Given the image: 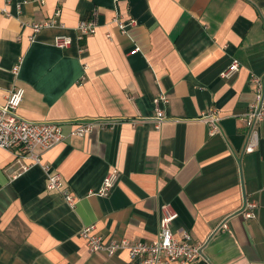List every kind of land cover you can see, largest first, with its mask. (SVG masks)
<instances>
[{"label":"crops","instance_id":"0c3cea01","mask_svg":"<svg viewBox=\"0 0 264 264\" xmlns=\"http://www.w3.org/2000/svg\"><path fill=\"white\" fill-rule=\"evenodd\" d=\"M114 17L137 24L124 33ZM82 20L96 33L53 45ZM233 59L241 69L225 79ZM252 73H264V0H0V102L17 85L25 119L111 121L83 137L65 125L66 139L28 169L0 148V264H142L126 250L94 253L79 233L94 224L106 239L153 240L168 212L177 237L208 240L192 264H264V124L245 152L241 117ZM160 93L169 119L157 129L148 118ZM212 107L223 116L213 135L199 120ZM43 164L61 173L74 206L46 188ZM113 171L109 195L96 194ZM248 199L258 204L251 218Z\"/></svg>","mask_w":264,"mask_h":264},{"label":"built area","instance_id":"2783aa9c","mask_svg":"<svg viewBox=\"0 0 264 264\" xmlns=\"http://www.w3.org/2000/svg\"><path fill=\"white\" fill-rule=\"evenodd\" d=\"M5 12L8 13L6 10ZM59 14L60 11L58 10L55 16H59ZM113 20L124 33L129 31V27L137 24V20L134 18L125 20L114 17ZM56 21V17H53L50 20L34 22L31 26L33 31L37 33L43 28L55 25ZM76 29L77 34L75 37L67 34L56 35L53 45L61 49L68 48L75 41H81L87 36L95 34L97 24L82 20ZM136 50H139V48H136ZM19 69L20 65L14 66V73L17 74ZM240 69V61L233 59L221 72V76L225 79L233 78ZM250 82L254 87V99L241 115L249 134L247 145L244 148L245 152H254L258 148L260 142L259 127L264 124V73H252ZM24 95V87L16 85L10 90L5 102H0V148L11 151L18 160H29V163H23V169H28L34 164H42V154L66 139L65 125H69L71 128L69 135L83 137L90 134L97 124L105 128L111 122L103 120L68 122L28 120L18 112L24 100ZM169 101L165 93H160L154 99L156 112L153 117L148 119L154 122L157 129L169 119L164 110V105ZM222 118L221 111L212 107L203 112L199 120L208 126L209 134L213 135L221 130ZM43 169L47 174L46 188L60 192L66 202L74 206L77 198L67 188L61 173L53 170L50 164H43ZM118 177V172L108 173L96 194L109 195ZM257 205V202L253 199L246 200L242 210L244 216L247 218L254 217ZM177 217V212H168L164 215L160 222L157 237L153 240H132L127 237L106 239L97 232L94 224L85 226L79 235L86 240L89 249L94 253L103 252L107 256H111L120 250H126L131 260H137L142 264H192L201 259H206L204 250L208 240H194L186 230L180 237H177L172 229V222ZM225 227H227V223L223 222L213 233L225 229Z\"/></svg>","mask_w":264,"mask_h":264}]
</instances>
